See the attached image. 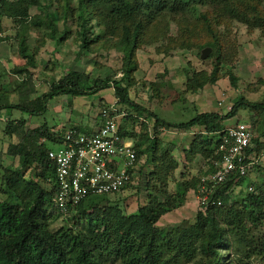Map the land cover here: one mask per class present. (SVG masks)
I'll return each instance as SVG.
<instances>
[{
    "label": "trees",
    "instance_id": "obj_1",
    "mask_svg": "<svg viewBox=\"0 0 264 264\" xmlns=\"http://www.w3.org/2000/svg\"><path fill=\"white\" fill-rule=\"evenodd\" d=\"M46 1L0 0V18L6 16L13 22L18 52L26 61L13 68L14 73L24 75L17 87L0 84V120L4 119L3 109L28 113L17 122L16 119H8L5 131L13 140L8 143V154L0 152V165L4 163V154L20 161L17 168L3 166L2 178L8 198L0 202V264H182L199 257L205 258V264H254L255 259L264 258V242L258 241L249 227V223L256 226L264 223V192L256 189L248 192L242 197V208L231 201L235 187L242 185L247 177L220 184L208 203L200 205L195 223L184 228H162L158 225L163 215L178 208L183 201L182 198L181 202L167 204L160 199L159 193L157 196L151 194L148 202L141 203L137 211L130 214L118 204L102 206L104 200L97 202L93 198L69 207L64 213L54 201L55 163L49 158L48 151L63 142L66 130H52L47 125L26 128L28 116L42 115L51 100L58 96L87 97L113 88L116 108L125 113L120 122L121 136L134 138V126L138 122L146 128V144H135L140 166L134 170L132 181L137 174H142L143 166L150 161L153 165L150 178L168 183L180 164L172 155L175 145L161 146L162 133L170 127L182 130L199 127L203 129L195 132L191 143L184 148L188 162L198 155L205 160L204 172L189 182L190 187L198 189L201 177L209 174L222 158L219 146L227 129L223 120L235 116L241 107L250 108L259 112L263 128L264 101L255 102L241 97L227 114L198 112L187 122H168L131 97L138 68L137 52L144 44L166 36L170 39V49L177 45L179 48L209 47L208 59H213L212 70L194 72L187 89L196 91L206 84L214 85L223 74L229 75L236 85L238 77L231 69L223 73L224 67L236 54L237 50H231L236 48L235 42L232 39L229 49L232 53L228 57V51L223 50L222 39L216 33V24L220 20L229 22L237 19L250 26L264 28L263 0H199L211 9L203 13L202 23L201 19L191 22L183 16L191 0H75L76 5L73 0H64L55 14L49 12ZM32 6L48 9L46 18L40 14L32 15ZM57 14L63 21L67 22L71 16L77 23L81 54L94 51V44L105 48L101 44L105 42L118 51L125 53L126 50L121 76L96 78L88 72L70 70L59 80H53L48 91L39 94L38 84L30 72V68L37 67L39 48H31L29 28L50 30V36L61 42L69 35V28L66 26L63 32L58 33L54 22ZM171 20L176 21L184 32L177 43H174L175 37L168 35ZM191 26V34L188 35L187 30ZM96 27L100 28L99 32ZM1 34L0 22V43L9 40L8 36ZM14 95L18 96V102L13 100ZM149 117L155 119L153 133L147 122ZM247 123L254 131L258 120L253 117ZM72 127L93 132L80 125ZM261 136L264 133L254 136V147L248 150L249 153L259 155ZM30 170H38L39 177L26 176ZM185 188L177 193L178 197H184ZM167 191L161 192L166 198L169 197ZM60 215L72 216L73 224L52 228V221Z\"/></svg>",
    "mask_w": 264,
    "mask_h": 264
},
{
    "label": "rangeland",
    "instance_id": "obj_2",
    "mask_svg": "<svg viewBox=\"0 0 264 264\" xmlns=\"http://www.w3.org/2000/svg\"><path fill=\"white\" fill-rule=\"evenodd\" d=\"M15 1V0H14ZM50 11L57 13V9L61 8L64 0H47ZM73 4L76 5L75 0ZM262 7H264V0ZM210 7L202 5L199 0H191L189 9L185 18L194 22L198 19H204L203 13ZM47 10L40 7L32 6L30 13L32 15L40 14L43 19L46 18ZM71 15V14H70ZM214 17V14H213ZM55 23L58 26V33L63 32L65 27L69 28V35L63 41H57L50 36V30L29 28L30 38L29 44L32 49L39 48L36 55L37 67L30 68L34 79L37 82L38 93L48 91L53 80H59L64 74L70 70L84 71L90 73L93 77H107L118 75L121 76L123 71V51H118L109 43H101L105 48L94 44V51L84 52L81 54V40L78 37V26L69 17L68 21H63L56 15ZM2 34L8 36L9 40L0 43V81L8 84L17 85L22 82L24 75L10 73L16 66L24 64L25 59L18 52V41L14 39L16 28L10 18L2 16L0 18ZM230 22V23H229ZM229 22L220 20L216 24V33L222 39L223 50L228 51V57L233 51L236 54L233 60H229V65L225 66L223 73L229 72L231 69L238 77L236 85L232 83L229 75L223 74L219 81L214 84H206L203 88L194 90L187 89L188 82L193 77L194 72L201 70L210 72L213 68V59H202V51L198 47H174L170 49V39L166 37L159 41L144 44L137 52L138 68L134 74L135 86L131 89V97L140 105L147 109L155 111L168 122H187L198 113V111H215L220 114H227L232 107L240 101L241 97L246 100L263 102L264 101V28L250 26L248 23L233 19ZM169 36L175 37L177 43L183 38L180 25L176 21H169ZM200 23V24H201ZM229 23V24H228ZM180 29V30H179ZM192 26L187 30L188 35L191 34ZM99 32L100 28L96 27ZM59 35V34H58ZM232 39L236 48L231 49ZM189 40V37L187 38ZM175 46V45H172ZM101 48V49H99ZM170 49V50H169ZM169 50V52H168ZM128 53V52H127ZM230 54V55H229ZM8 73L11 77H7ZM7 74V75H6ZM6 75V77H5ZM13 100L18 102V96L14 95ZM117 102L113 88L105 89L97 94L90 96H69L61 95L48 105L47 110L38 116H28L26 128L47 125L52 130L63 131L67 126L77 124L87 129V120L91 117L98 120V113L105 104H114ZM8 110V109H7ZM4 111V119L0 120V152L7 153V144L13 140L10 134L6 133L5 127L8 119H13L11 110ZM13 111V110H12ZM16 113V122L22 119V115H28L27 112L18 110ZM8 114V115H7ZM143 115L142 117H144ZM257 118L258 125L255 126L254 135L258 136L264 133L262 128V118L259 112L250 108L241 107L235 116L223 120V126L228 128L235 125L238 121L249 122L251 118ZM90 118V119H91ZM154 118L149 117L147 122L150 124V132L153 133ZM90 126V124H88ZM199 127L182 130L177 127H170L164 130L161 135V146L173 144L176 146L172 155L178 160L180 166L176 170L175 175L164 183L150 178L152 171V162L145 164L142 168V174H137L131 184L123 193L96 195L92 197L94 201L100 202L101 205L118 204L124 212L130 214L136 212L141 203L148 202L149 196L152 194L169 203L182 204L166 213L159 220L158 225L162 228L173 227H189L195 223L197 212L200 208V199L198 198L197 189L189 186V182L194 177L199 176L206 167L205 160L198 155L192 162H188L185 156L184 148L188 147L193 140L194 133L199 131ZM134 138H128V142L143 144L145 143L144 135L146 128L140 122L134 126ZM218 136H216V139ZM43 141V139H42ZM146 144V143H145ZM48 145H51L48 143ZM260 152L257 156L258 162L250 172L249 176L242 185L235 187L231 201L237 202V207H241L242 197L250 190L249 186H253L254 190L264 192V136L260 137ZM4 154V163L0 165V202L8 198L3 183V166L11 165L15 168L20 166L19 159H13L10 155ZM146 159V158H145ZM140 166V165H139ZM26 176L33 175L39 177L38 170H30ZM250 184V185H249ZM187 189H186V188ZM184 197H178V192L184 190ZM167 189L169 197L161 192ZM87 204H89L87 202ZM74 220L70 215H60L51 223L52 228H59L65 225L73 224ZM251 234L255 238L264 242V223L253 225L249 223ZM182 264H205V258L199 257L196 260ZM254 264H264V258L259 257L254 260Z\"/></svg>",
    "mask_w": 264,
    "mask_h": 264
},
{
    "label": "built area",
    "instance_id": "obj_3",
    "mask_svg": "<svg viewBox=\"0 0 264 264\" xmlns=\"http://www.w3.org/2000/svg\"><path fill=\"white\" fill-rule=\"evenodd\" d=\"M124 115L115 103L105 104L98 113L100 123L92 133L70 127L63 142L48 151L55 163L54 201L61 212L96 195L123 193L133 182L139 164L135 143L120 134ZM254 136L247 122H237L222 134L219 151L223 155L213 170L201 177L199 205L208 203L220 184L249 176L258 162L257 156L248 152L254 147ZM248 189L254 191L252 185Z\"/></svg>",
    "mask_w": 264,
    "mask_h": 264
},
{
    "label": "crops",
    "instance_id": "obj_4",
    "mask_svg": "<svg viewBox=\"0 0 264 264\" xmlns=\"http://www.w3.org/2000/svg\"><path fill=\"white\" fill-rule=\"evenodd\" d=\"M1 58V57H0ZM3 60H1V62H2ZM1 62H0V64H1ZM13 72V70H11V72L10 73H12ZM7 75V74H6ZM6 75H5V77H6ZM11 77V75L8 73V75H7V77ZM1 77V76H0ZM2 78V77H1ZM12 78V77H11ZM1 80V79H0ZM9 82H6V83H4L3 81H0V84L1 85H3V86H8V85H10L11 86V84H8ZM7 109H3L2 110V114H4V111H6ZM13 111H15V110H13ZM12 110H11V115H13V117L16 119V113L15 112H13ZM209 112H215V111H210V110H208ZM7 112H8V114H9V112H10V109H8L7 110ZM199 112V111H198ZM202 112H204V111H202ZM201 111L199 112V113H202ZM205 112H207V111H205ZM218 113V112H217ZM7 114V115H8ZM91 117H89V119L87 120V130H89V131H94L97 127H98V125H99V119L98 120H93L92 118L90 119ZM238 122H245V121H238ZM88 124H90V126H88ZM74 125H77V124H72V125H69V126H67L66 128H65V130H67L68 128H70V127H72V126H74ZM233 126V125H232ZM7 146H8V144H7ZM8 148V147H7ZM250 185V184H249Z\"/></svg>",
    "mask_w": 264,
    "mask_h": 264
},
{
    "label": "water",
    "instance_id": "obj_5",
    "mask_svg": "<svg viewBox=\"0 0 264 264\" xmlns=\"http://www.w3.org/2000/svg\"><path fill=\"white\" fill-rule=\"evenodd\" d=\"M210 52H211V48H209V47L205 48L202 51V55H201L202 59H205L209 55Z\"/></svg>",
    "mask_w": 264,
    "mask_h": 264
}]
</instances>
